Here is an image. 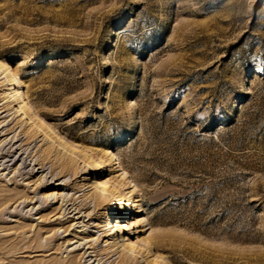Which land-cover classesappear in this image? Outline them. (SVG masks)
I'll return each instance as SVG.
<instances>
[{"label":"rangeland","instance_id":"rangeland-1","mask_svg":"<svg viewBox=\"0 0 264 264\" xmlns=\"http://www.w3.org/2000/svg\"><path fill=\"white\" fill-rule=\"evenodd\" d=\"M0 60L22 79L32 112L103 160L99 180H120L140 199L134 215L116 211L107 224L119 200L95 206L97 169L88 175L80 160L62 192L86 199L91 216L59 223L51 210L62 200L42 203L55 187L1 206L0 264L105 261L110 227L133 219L132 240L164 264H264V0H0ZM12 113L1 125L17 129L10 137L29 123ZM39 136L29 147L37 158ZM12 170L0 167V194L33 196L41 174ZM122 251L106 264H121Z\"/></svg>","mask_w":264,"mask_h":264},{"label":"bare ground","instance_id":"bare-ground-1","mask_svg":"<svg viewBox=\"0 0 264 264\" xmlns=\"http://www.w3.org/2000/svg\"><path fill=\"white\" fill-rule=\"evenodd\" d=\"M1 74H5V75H1ZM0 75L1 77L3 76V78H1L2 81L0 82V85L4 86L3 90H7L4 92L6 93L4 94L6 95L5 98L6 97L9 98L7 100V105L0 106V119H1L0 135L1 137H4L2 140H0V167H3V170H6V169H10V167L13 166L12 172L17 171L18 172L17 174H19V176H25L29 174L31 177H33L38 173L41 174V176L34 182V186L36 185V189L33 192L34 194L33 196H30V194H27V196H23L20 195V193H17L13 190L5 189L6 192L0 194V207L2 206L3 208L2 212H7L9 210L10 207L8 208L3 207V205L8 206L7 203L9 204L13 202L11 204L12 206L13 204L19 202L20 199L25 197L22 203L26 205L29 203L31 204L33 201H35V198L38 195L40 189L45 190L50 187H55L53 192H48L47 194L45 193L43 194L45 198L43 197L44 200L42 201V203L47 204L48 206V203L52 202L53 200H56V198L62 200L58 212L54 213V209L51 210L53 212V216H55L56 214L58 215V213L61 214V216L57 218L60 220L59 223L62 224L65 223L66 221H72L76 219L79 220L81 219L85 221V217L91 216V212H88L90 206L87 207L88 204L86 203L87 200L85 199L84 200L85 203L79 204L76 202L77 199H75L73 196L70 198L68 196L69 194H65L62 192L63 190H65L66 187L70 186V180H67L66 178L67 176L70 175L71 171L73 172V175H76L80 172L79 169L80 165L77 166V162L81 160V162H84L86 164L85 165L83 163L86 167L84 166L81 171L87 172L88 175L90 174L91 166L97 169L95 170L94 178H96L97 183L99 182V185L93 186L96 189L93 193V196H95L94 198L96 201L95 206L97 207L98 205L104 202L109 203L112 202L113 200H119V205H120L119 207L118 205H113V204L108 207L107 215H109L108 216L109 222L107 224H110V219L114 214H116V211H119L118 212L119 214L121 212L120 215L121 219L122 218L128 219L129 216L134 215L135 210L133 209V205L136 206L134 202L140 200L137 198V196H133L134 191H129L125 193V190L123 189L124 184L120 180L119 181L114 180L111 183L105 182L104 180H99L98 178L101 176V172H98V170L104 167L101 166L103 160H97L98 158L94 159V156L91 153V150L89 149L86 148L79 149L75 147L74 144H70L64 141V139L60 137V135L57 134L56 131H54L53 127L49 125L48 122H45L40 117H38L37 113L32 112L31 111L32 105H30V102L28 101V97L30 96V94L29 96L24 97L25 95L22 90V84H23L22 79L15 72L12 71L11 67L6 62L2 60H0ZM9 84L13 85L14 89L13 87H11L12 90H10V88H7V85ZM11 110H13L12 114L15 115L17 114V117L18 115L22 116L21 123L20 121L19 122L17 121V123H20L22 126L25 119L29 120V123L26 122L27 124L23 127L21 132L19 134L16 133L13 137H10L9 135L12 132H16L17 129L14 130L13 127L7 130L6 125L1 126L4 122H6V118H7V115L2 116L3 113H5L6 111L9 112ZM24 135L26 137L25 139H24ZM39 135H43L47 140V142H45L41 148L40 158H37L36 157L37 154H34L32 150L29 152V147L33 142L37 141V139L40 137ZM19 142L21 143L19 144ZM44 146L45 148L43 149ZM61 152H63V154ZM91 157L94 160H90ZM12 162L13 165H10V163ZM49 163H52L51 171L47 172L46 166ZM36 166H39V169L37 171H36ZM85 168L87 169L85 170ZM85 186L86 184L79 186L80 187L79 190L82 191V188H84ZM39 200L40 197H37L36 202H38ZM19 205H21V203ZM35 207L36 205H33L32 209H35ZM23 210L24 209H21L19 210V212H23ZM51 216H49L48 213L46 215H42L41 217H43V221L45 222L47 220H50ZM50 221L51 222L49 223H52V220ZM83 221H77L71 226L73 225L76 226L77 223L80 224L83 223ZM139 224L140 222L137 219H133L129 221L127 220L122 223L119 220L116 224H113L110 227L111 233L109 235H112V239L114 240L112 243L110 242L108 244V247L106 246L107 248H105L106 250L107 249L109 250V251L107 250L108 252L106 253V256H109L108 259L102 261L103 256H101L100 254H96V258L91 264H95L96 261H98V264H106L109 258L115 255L117 253L116 252L117 249H119L120 247L123 248L122 251L123 253L121 254V259H122L121 264H132V262L135 261L134 260L135 258L137 257L142 258L143 256L147 257L145 260L147 261V264H164L163 262L165 259L162 256L157 255L156 257L150 259V256H148V254H150V249L146 254L148 248L142 249L140 248L138 243L132 240V236L134 235L132 234V229L137 227ZM85 226L87 225L86 224L80 225L79 227H85ZM67 230L68 229H65L64 232ZM57 235H58V231L55 232V236ZM88 237L85 236L80 239L86 240V238ZM74 238L72 239L67 238L65 242L70 243ZM79 241H77V243H79ZM144 241L148 242V240H144ZM27 242H30V240H28ZM38 244L42 245L43 247L45 246L41 238L40 241H38ZM86 244H88V242L84 244L83 248H85ZM4 248L5 247L0 246V251L3 250ZM92 248L95 249V247ZM5 249L3 251H5ZM94 252H96V250H94ZM87 254L88 251L85 250L81 260L83 258H86L85 261L89 262L94 258L91 253H89L88 256H86ZM68 262L69 264H75L77 262V259L75 258V256H71L70 259L68 260L67 259L55 260L54 264H68Z\"/></svg>","mask_w":264,"mask_h":264}]
</instances>
